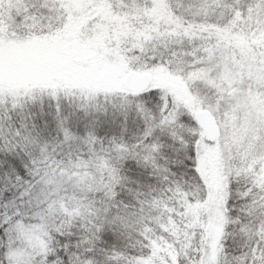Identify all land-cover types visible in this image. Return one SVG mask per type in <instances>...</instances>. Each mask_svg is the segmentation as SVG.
I'll use <instances>...</instances> for the list:
<instances>
[{
  "label": "snow or ice",
  "instance_id": "obj_1",
  "mask_svg": "<svg viewBox=\"0 0 264 264\" xmlns=\"http://www.w3.org/2000/svg\"><path fill=\"white\" fill-rule=\"evenodd\" d=\"M0 264H264V0H0Z\"/></svg>",
  "mask_w": 264,
  "mask_h": 264
}]
</instances>
